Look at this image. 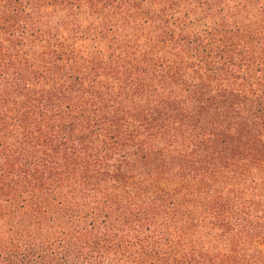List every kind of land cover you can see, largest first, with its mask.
<instances>
[{
  "label": "trees",
  "instance_id": "obj_1",
  "mask_svg": "<svg viewBox=\"0 0 264 264\" xmlns=\"http://www.w3.org/2000/svg\"><path fill=\"white\" fill-rule=\"evenodd\" d=\"M0 264H264V0H0Z\"/></svg>",
  "mask_w": 264,
  "mask_h": 264
}]
</instances>
